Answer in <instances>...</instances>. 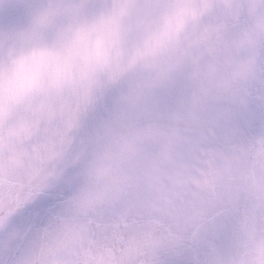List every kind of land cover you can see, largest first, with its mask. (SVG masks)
<instances>
[{
  "label": "clouds",
  "instance_id": "obj_1",
  "mask_svg": "<svg viewBox=\"0 0 264 264\" xmlns=\"http://www.w3.org/2000/svg\"><path fill=\"white\" fill-rule=\"evenodd\" d=\"M0 264H264V0H0Z\"/></svg>",
  "mask_w": 264,
  "mask_h": 264
}]
</instances>
